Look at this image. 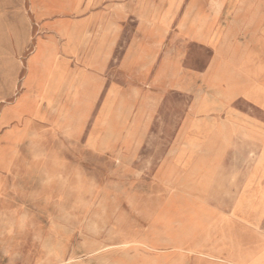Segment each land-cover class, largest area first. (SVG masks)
I'll use <instances>...</instances> for the list:
<instances>
[{"label":"crops","instance_id":"1","mask_svg":"<svg viewBox=\"0 0 264 264\" xmlns=\"http://www.w3.org/2000/svg\"><path fill=\"white\" fill-rule=\"evenodd\" d=\"M177 1L198 8L196 24L186 26L182 19L180 29L166 32L164 46L158 48L150 37L152 27L137 25L147 0H33L39 35L22 94L1 123L3 150L28 156L36 152V158L5 156L0 194H18L23 201L24 196L39 200L59 193L60 167L73 164L42 155L91 147L97 134L88 130V78L99 77L105 94L97 120L107 130L102 142L114 141V126L117 133L132 126L134 135L151 136L150 141L169 136L171 144L176 136L178 159L169 155L154 164L158 168L149 182L191 183L189 191L167 194H200L201 200L215 199L206 196L209 184L235 182L234 176L243 182L228 213L192 209L186 226L140 242L145 256L125 264H264V211L237 207L239 201L244 206L264 200V160L255 166L264 148V0ZM170 21L169 16L165 22ZM125 23L135 24L134 29L125 30ZM190 47L207 53L205 65L188 67ZM133 80L150 87L138 101L126 97ZM173 97L182 105L178 112L167 106ZM126 105L134 108L128 117ZM254 147L256 158L248 162L244 153L243 165L237 166L233 154ZM192 149L206 159L195 165L179 160L182 151ZM164 193L163 187L142 192ZM2 202L0 198V235L10 236L9 241L0 238V247H23L29 229L22 220L8 225L9 211Z\"/></svg>","mask_w":264,"mask_h":264},{"label":"rangeland","instance_id":"2","mask_svg":"<svg viewBox=\"0 0 264 264\" xmlns=\"http://www.w3.org/2000/svg\"><path fill=\"white\" fill-rule=\"evenodd\" d=\"M177 2L147 0L141 6L142 22L137 25L152 27L150 37L156 40L158 48L164 46L166 32L174 34L182 24L189 27L196 24L198 8L181 6ZM36 14L33 0H0V155L3 158H36V152L28 156L29 153L21 150L4 151L2 136L5 125L1 123L5 110L23 91L27 62L39 35ZM169 16L172 21L166 23ZM182 19L185 23L181 24ZM134 25L125 23V30H133ZM188 50V67L197 69L205 65L208 59L205 51L195 47ZM126 81L132 80L126 77ZM98 82L99 77L88 78V130L93 128L97 140L94 138L88 151H45L42 155L45 159L65 158L69 160L67 163L71 161L73 164L60 167L59 193L44 194V198L39 200L24 196L23 201L18 194H0L3 208L9 211L8 225L22 220L21 224L29 229L23 236V247H0V264H125L130 262L129 259L145 256L146 250L140 242H147L153 234L171 230L173 226H186L192 209L197 212L201 208H215L223 213L231 210L233 198L243 186V182L238 180L240 177H232L237 180L235 182L209 184L212 185L209 189L211 194L206 196L215 198L211 200H201L200 194H167L169 191H189L188 186H193L191 183L160 185L148 181L158 168L154 164H160L169 155L178 159L176 154L180 151L175 145L176 136H173L171 144L169 136H153V141H150L151 136L134 135L132 126L120 128L119 134L114 126V141L102 142L104 136L101 134L107 130L99 125L97 117L103 109L105 89ZM130 83L126 97L138 101L149 93L148 82L141 86L135 80ZM167 106L174 112L182 107L177 97L170 99ZM132 111L134 108L126 105L124 115L128 117ZM55 113L50 112L52 117ZM244 153L249 162L256 158L258 150L254 147L249 152H235L232 158L237 166L243 165ZM3 158L0 157V161ZM201 159L206 158L197 149L182 151L179 158L191 165ZM263 160L264 148L255 166ZM155 187H163L166 194H142ZM19 201L23 205L17 206ZM242 204L239 201L237 207L252 208L258 214L264 211V200ZM3 217L0 215V219ZM9 236L8 232L7 239H4V234L0 238L9 241ZM123 241L130 243L127 246L116 245ZM2 244L4 242H0Z\"/></svg>","mask_w":264,"mask_h":264},{"label":"bare ground","instance_id":"3","mask_svg":"<svg viewBox=\"0 0 264 264\" xmlns=\"http://www.w3.org/2000/svg\"><path fill=\"white\" fill-rule=\"evenodd\" d=\"M0 157H2V158H3V156H2V155H0Z\"/></svg>","mask_w":264,"mask_h":264}]
</instances>
